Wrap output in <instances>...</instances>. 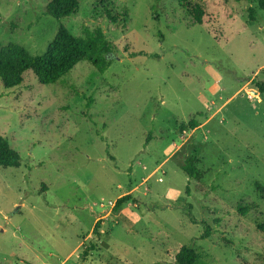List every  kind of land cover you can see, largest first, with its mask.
<instances>
[{
  "label": "rangeland",
  "instance_id": "1",
  "mask_svg": "<svg viewBox=\"0 0 264 264\" xmlns=\"http://www.w3.org/2000/svg\"><path fill=\"white\" fill-rule=\"evenodd\" d=\"M49 2L0 0V46L41 56L64 27L102 34L111 63L100 74L82 61L51 85L31 72L0 82V133L20 156L0 167V264H173L183 245L197 264H264L258 0H80L62 20ZM191 156L201 181L181 169Z\"/></svg>",
  "mask_w": 264,
  "mask_h": 264
},
{
  "label": "trees",
  "instance_id": "2",
  "mask_svg": "<svg viewBox=\"0 0 264 264\" xmlns=\"http://www.w3.org/2000/svg\"><path fill=\"white\" fill-rule=\"evenodd\" d=\"M80 0H51L45 9V14L57 20L71 17L78 13ZM101 2L102 0H94ZM160 1V0H158ZM181 6H187L189 0H177ZM261 10L264 11V0H258ZM249 18L251 22L257 21V13L249 9ZM109 53L108 44L104 36L98 33L97 36L90 35L86 40L82 37L73 36L66 28L61 27L53 41L49 44L44 55H31L24 47L18 44H8L0 46V82L6 87H14L13 78L16 75H22L31 72L41 85L56 84L61 79L70 75L73 69L82 61H89L98 70L104 74L109 68L110 61L105 57ZM142 55L133 54V57ZM103 61L104 64L100 62ZM260 94L264 93V84H259ZM199 127L196 120H192L188 125H181L180 131L183 133L188 130H194ZM199 160L196 156H191L185 160L182 171L189 180L201 181L205 177V172L198 166ZM0 167H20V156L11 146L9 141L0 133ZM259 190L264 192L259 184ZM187 193H190L189 184ZM131 199L130 195L120 197L114 206V212H119L123 206ZM244 210L243 213H246ZM101 219H99L93 232L100 234L99 229ZM258 231L264 236V221L259 223ZM210 233L207 231L206 237ZM92 245L84 252V259L89 255V251L95 250ZM169 257L173 264H197L201 258L200 254L188 246H180L176 252L168 250Z\"/></svg>",
  "mask_w": 264,
  "mask_h": 264
}]
</instances>
